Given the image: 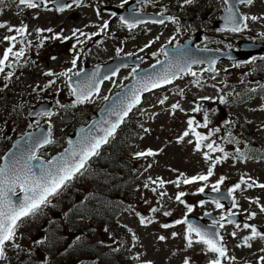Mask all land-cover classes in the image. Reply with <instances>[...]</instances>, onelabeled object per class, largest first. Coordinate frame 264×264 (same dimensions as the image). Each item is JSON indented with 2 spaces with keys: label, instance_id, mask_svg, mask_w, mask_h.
<instances>
[{
  "label": "rangeland",
  "instance_id": "rangeland-1",
  "mask_svg": "<svg viewBox=\"0 0 264 264\" xmlns=\"http://www.w3.org/2000/svg\"><path fill=\"white\" fill-rule=\"evenodd\" d=\"M114 1L122 2V0ZM174 1L178 5L184 2V0ZM202 2L205 4L206 0H202ZM78 6L73 10H64L58 13L54 11L40 12L27 8L19 9L13 2L6 1V4L0 9V23H6V27L0 28V58L3 57L4 49L13 44L16 51L24 48V55L18 60L15 57H9V62L11 59L13 62L14 77L9 78L6 82L0 81V153L10 145L13 138L35 127L37 122L38 124L42 122L49 124L51 138L54 141L45 147L41 153L45 156L56 153L62 142L65 141V135L72 132L75 126L86 124L93 117L94 110L105 100L104 97H108L110 92L120 89L125 82L132 78V69L135 68L122 69L117 76L104 83L99 95L84 104L72 106L73 101L69 99L71 91L66 79L81 68L83 61H87L89 64L107 61L116 55L117 49H120V52L131 53L136 58L141 57L138 67H146L162 58L163 52L160 49L164 44L169 41L175 43L179 41V35L174 33L180 27L174 22L167 23L165 27L141 25L135 29H128L122 26L118 19L112 18L108 28L101 30L103 21L110 20L109 14L102 11V4L96 0H84ZM222 6L224 7L223 0H208L206 3L207 18H215ZM246 11L251 16H264V3L257 0ZM23 24L28 28L25 40L18 41L16 39L15 42H10L3 39L5 35L15 33V27ZM247 24L248 28L244 29L241 34H220L219 38L223 42L220 43L214 39L211 42V48L222 49L226 45L232 48L238 39L263 42L261 36L264 38L262 35L264 34V19L250 20ZM9 27L13 28L12 32L8 31ZM36 29L42 31L35 34ZM47 29H52V32L46 31ZM74 29H79L89 35L80 36L78 32L77 37H73ZM54 33H59L61 36L69 37V39H51ZM91 33H97L98 37L91 36ZM209 33L212 35L216 32L210 31ZM77 38L82 43H77ZM149 41H153V43L144 48V45L148 44ZM73 45L76 47L73 48ZM142 48L144 50L140 51ZM153 53L156 55L153 56ZM74 56L77 57L75 67L71 63ZM262 61V63H255L254 61L242 66L221 62L213 72L203 71L204 67L197 66L192 68L197 73L196 77L187 73L179 77L173 85L146 95L143 103L135 109L131 116V127L136 128V130L128 142L124 143L122 149V155L130 162V164L125 163L124 166H128L131 173L135 170L138 172L133 181H131L132 174L124 169L122 163L117 162L107 166V168L101 167V171H95L89 167L88 171L78 181L79 184L72 185L61 193L64 195L61 200V211L64 208H74L76 205L79 208L83 206V199L88 195V190L92 189V180H95L97 185L100 182L108 186L110 182L113 193L109 195L108 199L116 198L120 204L124 202L125 205L118 207L116 215L111 221L100 220L92 216L91 246L102 247L103 250L116 255V260L122 264H183L185 258L194 264H202L207 260L205 264H208L210 258L215 257V255L205 253L199 243H193L192 247H187L184 239L187 226L174 222L185 219L189 214H198L211 207V203L200 204L202 199L199 196V191H197L198 188L204 185V188L212 189V185L221 177L225 179L219 188H231L235 184L241 183L243 177L245 183H242L241 188L236 189L232 194L237 196L238 207L245 218L238 223L240 229L227 228L228 231L238 230L239 237H228L225 233L224 239L228 241L233 257H235L234 264H242L246 259L251 258L254 261L258 250L264 248V240L256 238L250 241L251 247L245 246L243 235L246 232V236L250 235V229L243 228V224H255L257 230L264 233V212L260 211V206H264V188L258 186L248 188L247 183L255 181L257 185L264 184V164L256 162L257 159H243L246 154L241 151L242 149L234 148L225 143L222 147V141H217L215 144L223 148L224 152L209 153L212 159H216V157L221 159L213 167V175L206 182L196 181L192 184H177L171 183V181H176L180 177V173H183L185 177L206 174L211 163L210 160L205 159L202 151L197 150L194 146L196 140L189 143L195 138H192V134L189 133L183 140L177 141V138L188 130L187 121L189 118L193 117L194 121L203 124L200 112L192 111V108L198 106L196 101L200 105L201 102L208 101L205 103V108L209 115L207 118L209 124L207 127H201L202 132L208 135L209 128L212 130L219 128L228 132L230 122H233L234 117H236L243 122L249 132L246 143H250L259 152H264V100L255 95H249L247 100L238 103L237 101L232 102L230 95L227 94L229 89L227 84L233 85L242 80L240 78L246 79L245 87L250 90L254 80L258 79L262 73L264 75V60ZM252 65L254 68L259 67L261 71L249 75L253 70ZM68 69L72 70L68 76L58 75ZM48 71L57 75H44ZM3 77L0 76V80ZM195 79L200 82L198 86L193 83ZM49 80H55V83L45 87ZM240 87L244 88L243 86ZM181 89L183 90L182 96L179 94ZM220 96L225 97L224 103L220 102ZM164 97L167 99L161 105L158 101ZM198 97H210L212 99L211 101L209 99L199 100ZM45 99L53 101L54 111L52 113L54 114L40 118L35 123L30 122L26 118L28 109L36 102ZM174 103H179L180 107L173 110L171 105ZM226 121L227 123H225ZM235 132L241 135L238 129ZM214 135L218 136L219 132L215 131ZM201 147H204L203 141ZM148 149L156 154L146 156L144 162L132 158L133 154ZM224 153H228L227 157L224 156ZM85 177L88 178L85 179ZM157 178L165 181V183L160 186ZM146 183L148 187H145ZM153 188L156 191H153ZM73 191L75 192L71 197L70 193ZM179 191L185 193L181 197L185 201L184 204L175 199ZM67 192L69 193V202L66 200ZM122 192H129L130 198H124L121 195ZM105 205L106 203H102V206ZM186 205L192 206L191 212L187 211ZM102 206L92 208L93 211L88 210L97 213L100 208H103ZM153 208L157 211L152 212L151 209ZM212 210L220 213L218 212L219 209L218 211ZM165 212L170 213V215L165 216ZM253 212L256 215L248 219L249 213ZM71 214L70 223L83 222L81 224H86L88 221V216H80L78 212ZM140 216L151 219L152 222L142 225ZM54 218H60L59 221L61 222L64 217H61L60 212L52 207L46 217L41 219L35 217L21 224L16 231V237L19 233L16 242L11 243L6 251L7 256L13 257L14 264H19V261L26 256V253L21 250L22 247L33 250V246L45 244L46 241H52L59 235H63L66 244L70 243L71 230H67L69 222L64 232H62L61 225L44 227ZM162 224L172 226L163 228L161 227ZM85 229L87 230V226ZM174 232L177 234L176 236L172 235ZM78 235L82 239L88 237L85 232H79ZM160 236H164L165 239H158ZM36 241L43 242L37 244ZM13 244L19 245V247H13ZM235 245L240 248H236ZM64 248L57 250L56 254H65ZM36 253V260L44 255L38 249ZM72 256L74 255L69 257ZM261 256H264L262 251ZM84 259L81 258L79 262H83ZM87 261L93 263L95 260L87 258ZM23 264L33 263L27 261Z\"/></svg>",
  "mask_w": 264,
  "mask_h": 264
},
{
  "label": "snow or ice",
  "instance_id": "snow-or-ice-1",
  "mask_svg": "<svg viewBox=\"0 0 264 264\" xmlns=\"http://www.w3.org/2000/svg\"><path fill=\"white\" fill-rule=\"evenodd\" d=\"M18 5L26 7V8H38L41 4L45 2V0H15ZM127 0H124L126 3ZM193 0H184L185 4H191ZM3 3V0H0V4ZM73 3L79 5L81 0H73ZM224 3L228 5L226 8L227 16L225 17L226 24L229 25L228 30L231 32H240L244 29L248 28L247 21H257L260 19H264V16L257 17V16H247V15H240L238 9H235V4L231 3L230 0H224ZM236 3L243 4V5H251L253 0H236ZM71 4L67 5H58L57 11H64L65 8H71ZM99 15V12H97ZM113 16L116 13H112ZM167 19L172 22H176L175 18L172 16L163 17L159 20H154V23H164V20ZM120 21L122 24L126 25L129 29H133L136 27L137 23H142V21L134 20V19H126L125 17L121 16ZM108 21L104 20L103 24L101 25V30H105L108 28ZM6 27V23H0V28ZM26 25H21L20 27H15L14 31L20 37H23L26 33ZM9 32L13 31V28H8ZM37 32L42 31L41 29H36ZM46 31L52 32V29H47ZM79 32L80 36H88L89 34L81 32L79 29H74L72 32L73 37H77V33ZM91 36L97 35V33H91ZM264 35V34H262ZM5 41L15 42L17 39L16 35H5L3 37ZM51 39H61L67 40L69 37L61 36L59 33H54L51 36ZM159 39V37H157ZM43 43V41H41ZM77 43H82V41L77 38ZM153 41H149L148 44L144 45V48L150 46ZM14 44L12 46L6 47L4 49L3 57L0 58V72H3L5 66L11 67L12 64L9 62V57H15L17 60L24 55V48H20L19 51H13ZM76 45H73L75 48ZM144 49H140L143 51ZM121 50L117 49V53L119 54ZM161 52H164V48L160 49ZM128 55H132L129 53ZM153 56L156 53L152 54ZM167 55V53H165ZM55 59V57H52ZM253 60L255 58L253 57ZM73 67L76 66L77 57L74 56L71 61ZM157 64L160 63L159 60L156 62ZM202 63V61L198 60H191L190 62L185 60L183 63H169L168 66L159 73H153L151 75H145L138 78V86L133 87L130 90V95L126 94L124 98L121 100L118 106H113L109 109V114L114 115L117 117L115 121H108L107 127L101 128L102 135L93 134L92 130H81V136L75 142L69 140V148L65 149L62 154L58 157H54L52 160L47 161V166L43 163H36L33 164V161L39 162L40 157L37 156V151L44 147V145L52 144L54 141L51 139V127H49V132L47 135L40 134L39 136H33L31 133H27L23 139L26 140L27 148L17 154H12L9 156L8 159L5 160L3 164H0V259L5 257V250L6 246L9 242L14 241L16 237V230L19 227V222L22 221L23 218H27L29 216L34 215L37 211L41 209V207L49 202V198L53 195H56L58 191L61 189L62 186L66 184L67 181L71 180L74 175L80 173L86 166L87 161L90 157L95 156L98 154V149L104 143L108 142L109 137H111L118 125L124 120V118L128 115V112L131 109L140 103V92L141 91H150L151 89L159 88L162 85L170 84L173 79H176L180 73H189L193 77L197 76V73L192 70V64ZM215 61L212 60L209 62L210 66L208 69H203V71H215L214 68L211 67ZM239 66V65H237ZM155 67V66H153ZM71 69H68L66 72L59 73L60 76H68V73L71 72ZM116 71H112V76L116 75ZM136 72V68L132 69V73ZM13 73L11 71L7 72V75L4 77L5 80L11 78ZM44 75L46 76H54L57 75L51 71L45 72ZM96 73L93 74V78H89L88 82L84 85H77L76 87H71V94L75 96V100L73 101V105L75 104H82L86 101H89L94 93L98 94L100 90V83L102 81L95 79ZM214 78V77H213ZM103 79H109L108 76H104ZM55 83V80H49L48 84L45 87H48ZM193 83L197 86L199 85V80H193ZM7 87V85H5ZM255 91V89H253ZM179 94L183 95V90L181 89ZM105 100H108L109 97L105 96ZM167 97L160 99L158 102L163 105ZM200 99L207 100L212 99L210 97H201ZM219 100L221 103L225 102V97L220 96ZM179 103H174L171 105V108L177 109L179 108ZM200 107L197 106L192 109L194 112L200 111ZM54 113L50 111H45L39 113L38 115L43 116H52ZM209 121L207 119V113L205 112V119L204 123L201 125L194 121V119L189 118L187 121L188 130H186L181 136L177 138V141H181L184 137L188 136L191 133L196 138V149L199 150L201 147V142L208 140L209 136L212 134V130L209 131L208 135H203L200 132L196 131L197 127H207ZM227 123V121L225 122ZM195 124V127L193 126ZM38 126V122H37ZM32 127V125H29ZM147 131V129H145ZM214 131H219V128L215 129ZM192 141H189L191 143ZM208 152L204 153V157L206 160H210V166L207 169L206 174H199L191 177H185L183 173H180V177L177 178L176 181H171V183H184V184H192L196 181H207L210 176L213 175V167L216 163L220 161V157H216V159H212L209 155L210 152H224V149L221 148L219 145H216L215 142L208 143L206 145ZM239 151V150H237ZM154 153L151 149L146 151L137 152L135 153L136 157H143V156H153ZM228 153H224V156L227 157ZM182 178V179H181ZM224 177H221L220 180L216 181L215 184L212 185V190L214 192L219 191V185L223 183ZM159 181V185L162 186L165 181L157 178ZM156 183V181H153ZM245 183L243 177L241 178V183L235 184L233 187L228 189V193L231 194L236 189L241 188V184ZM254 186H258L260 188H264V184L257 185L255 181L251 183H247V187L251 188ZM19 187V190L24 193L22 199H18L17 201L13 200V194ZM145 187H148V184H145ZM156 191L155 188L152 189ZM197 191L203 192L204 187H200ZM164 195V193H161ZM185 193L179 192L177 193L175 199L184 204L185 201L181 199ZM222 198V197H221ZM214 202L216 203L217 208H221L222 205L219 202V199H215ZM204 201H200V204H203ZM187 211H192L191 205H186ZM232 207H238V205L233 201ZM152 212H156L157 209H151ZM260 211L264 212V206H260ZM137 215H139L137 213ZM165 216L170 215V213L165 212ZM230 216L236 215V213H229ZM256 213H249L248 219L254 217ZM225 220V216L221 215L219 217V221L214 220L213 224H219V228L224 227V223L221 221ZM151 219H147L143 216H140V223L146 224L151 223ZM175 224H187V228L185 229L184 239L186 241L187 247H192L193 243H200L204 246L203 251L207 253L215 254V258L210 259L208 264H222V259H232L235 260V257H228L227 250L222 243L223 237L220 236L219 231H206L201 229L200 227L188 223L186 219L176 220ZM227 223L231 224L233 221L229 219ZM172 225L170 224H162L161 227L169 228ZM240 227V225H237ZM243 228L250 229V235L245 236L243 238V242L245 246L251 247L250 241L260 238L264 240V233H261L257 230L255 225H251L248 223L243 224ZM195 239H194V236ZM173 236L177 234L174 232L172 233ZM232 236L236 235V232L231 233ZM77 240L80 237L76 238ZM135 239V236H133ZM160 240H164V236L158 237ZM43 241H36L37 244L42 243ZM13 247H19V245L13 244ZM264 252V248L261 249ZM184 264H189V260L185 258ZM258 264H264V256H260L258 258Z\"/></svg>",
  "mask_w": 264,
  "mask_h": 264
},
{
  "label": "water",
  "instance_id": "water-1",
  "mask_svg": "<svg viewBox=\"0 0 264 264\" xmlns=\"http://www.w3.org/2000/svg\"><path fill=\"white\" fill-rule=\"evenodd\" d=\"M69 0H55L53 2L54 5H64L68 2ZM231 3L235 4V9H236V0H230ZM130 7V4L129 6ZM105 9L114 11L115 8L111 7H105ZM123 17L126 19H134V20H139L144 22L145 20L143 19L142 16L139 17H134L127 13V11L121 12ZM227 16V12L225 11L223 14V21L222 26L223 28H228L229 25L226 24L225 17ZM139 18V19H138ZM195 42L194 39H185L182 44L174 47V48H169V46L166 47L165 53H167L166 57L163 58L159 64H154L150 66L149 68L146 69H141L139 71L135 72L134 79L130 82H128L126 85L122 87L121 90L118 92L112 94L110 98L105 101L99 108H97L94 111L95 116L89 121V123L85 126H78L74 129L73 133L71 135L67 136V141L71 140L73 142L77 141L79 137L81 136V130H92L93 134H98L102 135L103 133L101 132V128L107 127L108 121H115L117 119L116 116L110 115L109 114V109H111L114 105L118 106L121 102V100L124 98L126 94L130 95V90L133 87L138 86V78L145 76V75H151L153 73H159L163 71L169 63H183L185 60L191 61V60H198L202 61V63H197V64H192V66H207V69L209 68L210 64L209 62L214 60L215 63L211 65L212 68H214L215 64L219 62L222 59L226 60H241V59H248L249 57H254L258 55L259 53L264 55V44H253V43H239V46L241 50L239 51H232V50H227V51H222V50H213V49H195L192 44ZM123 61H122V60ZM127 60V61H125ZM133 62L136 61H130L129 57H119L117 56L115 59L106 62V63H98L94 66H90L87 63L84 64L83 70L78 72L77 74L71 76L68 78V84L71 85V87H76L77 85H84L88 82L89 78H93V74L96 73L95 79L104 81L103 79L104 76L110 77L112 75V71L114 70H119V68L124 67L126 65H131ZM155 66V67H153ZM108 67V68H107ZM117 73V71H116ZM184 73H180L182 75ZM178 76V77H179ZM173 79L172 81H174ZM100 83V87L101 84ZM163 86V85H162ZM157 89V88H155ZM155 89H151L155 90ZM150 91H141L140 92V101L142 100V97L144 94L150 92ZM71 99L75 100V96L71 95ZM45 111H50L51 112V103L50 102H39L35 106L31 107L28 111V118L29 119H35L39 115V113L45 112ZM130 112V111H129ZM128 112V113H129ZM121 124V123H120ZM119 124V125H120ZM118 125V126H119ZM27 133H31L33 136H39L40 134H45L47 135L46 132V126L42 125L38 127L35 130L26 132L23 134L21 137L15 139L13 141L12 147L6 151V153L2 156L1 163L3 164L6 159L9 158L12 154H17L27 148V143L26 140L23 139ZM69 148V144L59 153L54 154L51 159H44L40 157L39 162L33 161V164L36 163H43L45 166H47V161L52 160L54 157H58L60 154L64 152L65 149ZM91 158V157H90ZM89 158V159H90ZM18 188V187H17ZM223 193V194H222ZM203 195L205 197L211 198V199H219V201H224L227 206L230 205L231 202V197L228 195L227 192L225 191H218V192H203ZM220 194V195H219ZM24 193L19 191L18 193L13 194V200L18 202V199L23 198ZM219 197V198H218ZM222 197V198H221ZM211 215V216H210ZM205 218L214 221L215 218L212 216V214H205L202 218H196V217H190L187 219L188 223H192L198 227H200L203 230L206 231H216L218 230L217 227L213 224H207L204 223ZM229 219L232 221L238 220V216H229ZM200 221V222H199Z\"/></svg>",
  "mask_w": 264,
  "mask_h": 264
},
{
  "label": "trees",
  "instance_id": "trees-1",
  "mask_svg": "<svg viewBox=\"0 0 264 264\" xmlns=\"http://www.w3.org/2000/svg\"><path fill=\"white\" fill-rule=\"evenodd\" d=\"M240 86H243V84L239 83V84H234V86L229 85V89L227 94L230 95V100L232 102H238L241 103L244 100H246L248 98V94L249 93H258L260 96L264 97V88L257 90L256 92L254 91H248ZM238 118L234 117L233 120L235 125H231L232 128H236L238 127V130L241 132V135L237 134L236 132L232 133L230 136H224L225 138V142L226 143H234L235 146H240L243 142H246V138L244 137V132H246V128L242 125V123L240 121L237 120ZM125 124V123H124ZM124 128V131H121ZM243 128V130H241ZM132 129V127L130 126H121L118 130V133L116 134V136L111 140L110 143H112V146L109 148V150L107 151V153H104V158L96 156L94 159H92L93 161L90 162V167L95 170V171H101V167L107 168V166H111L113 163H122L124 169L126 170V167L124 166L126 163L125 158H123L122 154V150L119 146L120 140L126 136L130 130ZM248 144V146H246ZM245 143V145L243 146L245 151H252L250 152V155L253 154L252 157H258L259 156V150L256 148H253L250 143ZM242 147V148H243ZM241 148V149H242ZM137 171H134V174L132 175V179L131 181H133V178L135 177ZM88 175V173H87ZM80 180V179H79ZM130 183V182H129ZM79 184V182H75L73 183V185H77ZM100 190H94L93 192L99 195V200L102 203L104 201V203H106L105 206H102L103 208H100V210L97 212V219L103 220H109L111 221L112 216L116 213V209L119 206H124L123 204H120V201L116 198L114 199H108L110 193V186L105 185L104 183H98ZM72 185H70L71 187ZM103 188V189H102ZM105 189V190H104ZM75 191H73L72 193H74ZM122 196H127L130 197V193L129 192H122L121 193ZM91 197V196H90ZM55 204V205H54ZM54 204L52 205V203H47L45 205H43L41 207V209L39 211H37L33 216V219L35 217H37L38 219L44 218L48 215L50 209L53 207L54 209L58 210L61 214L62 221L60 222L59 219L57 218L56 220H52L51 224L49 225V227H56L58 225H61L62 228V232L65 231L66 227H67V223L69 222V228L71 227H76L78 226V224L82 223V222H78V223H70V216H72V211L73 213H76L77 211L82 213V215H86L89 210L88 209H92L94 207H96L98 204H94L90 201H88L86 203V208L81 211V210H77L78 207L75 206L74 208H68V209H63L61 211L62 208V202L60 199L56 200L54 202ZM109 212H111V214H113L110 217ZM99 214V215H98ZM81 221V220H80ZM93 219H91L89 222H92ZM89 224V223H88ZM44 227H48V225L44 226ZM68 228V229H69ZM91 228L88 226V229L86 230V233H88V231ZM93 233V232H92ZM91 232L88 234L89 237L91 238ZM80 237V236H79ZM63 235H59L57 238L53 239L52 241H46L45 242V248L42 249L44 256L40 258V260H35L34 257V251H24L26 253V262L30 261L33 264H67L68 262L71 264H80L78 262V258H80L81 256H89L91 257L93 255L94 258H96L95 263H87V264H121L119 263V261L116 260V256H112V255H108L107 252H96L99 250V248H96L95 245L91 246V241H89V239H82L80 237L79 240H75L73 241V243L70 245L69 248H67V253L65 254H56V251L59 250L60 248H64V240H63ZM26 247H22L21 249H25ZM90 249H93L91 254L89 251H91ZM95 249V250H94ZM86 252V253H85ZM75 253V254H74ZM71 255H74L72 257H69ZM91 257V258H93ZM25 262H20L19 264H23ZM7 264H14L13 259H8ZM86 264V263H85Z\"/></svg>",
  "mask_w": 264,
  "mask_h": 264
},
{
  "label": "flooded vegetation",
  "instance_id": "flooded-vegetation-1",
  "mask_svg": "<svg viewBox=\"0 0 264 264\" xmlns=\"http://www.w3.org/2000/svg\"><path fill=\"white\" fill-rule=\"evenodd\" d=\"M50 0H45L46 4H48ZM100 3H110L113 4L119 8H123L125 3L124 0L120 3L115 2L114 0H98ZM128 1V0H127ZM208 0H206L205 4H203L202 0H193L191 4H185L184 2L181 4H177L174 0H142L140 2H137L136 11H141L145 13H154V14H160L164 16H172L175 18V23L180 27L176 30V33L179 35V41L178 42H172L173 44H179L184 39H194L195 40V47L198 48H209L211 46V42L214 39H219L220 34H229L231 31L228 30H222L218 28V26H222L221 17L224 12L225 6L221 7L218 11L217 15L213 19H208L206 16V3ZM256 1V0H255ZM254 1V2H255ZM6 0H3L4 4ZM84 0H81L82 4ZM253 2V3H254ZM252 3V4H253ZM0 4V5H2ZM71 4V8H65L64 10H73L75 9L76 4L74 3H68ZM251 4V5H252ZM246 5V6H251ZM75 6V7H74ZM245 5L241 4L239 8L242 10V7ZM36 11V9L34 8ZM44 10H52L51 7H45ZM41 10V11H44ZM38 11V10H37ZM61 12V11H59ZM108 13V12H106ZM111 18H116L120 21L119 15L113 16L112 13H108ZM168 22L167 21L162 24H153V26H160L165 27ZM174 23V24H175ZM217 23V26L215 25ZM109 24V22H108ZM190 24H193L190 26ZM219 24V25H218ZM146 25H152V24H146ZM216 32L215 34L210 35L209 32ZM98 37V35H97ZM96 37V38H97Z\"/></svg>",
  "mask_w": 264,
  "mask_h": 264
}]
</instances>
